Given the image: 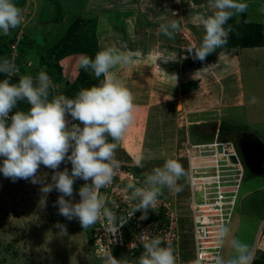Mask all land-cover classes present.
<instances>
[{"label":"clouds","instance_id":"obj_1","mask_svg":"<svg viewBox=\"0 0 264 264\" xmlns=\"http://www.w3.org/2000/svg\"><path fill=\"white\" fill-rule=\"evenodd\" d=\"M248 8L249 4L243 0H207V11L197 17L204 30L202 41L187 50L193 60L204 62L210 54L223 48L232 31L231 26L225 27L228 21L247 12ZM260 11L264 12V6ZM23 19V10L14 0H0V33L10 36L12 30L22 25ZM180 30L179 19L168 20L159 26V31L170 40ZM136 55L125 46L115 44L103 46L94 58L81 54L79 66L93 74L99 83L81 89L72 98L64 94L53 95L55 84L46 71L41 70L35 76L32 71L21 75L15 57L0 59V76L4 77L0 79V158H3L0 172L13 182L25 179L40 184L42 195L38 203L42 208L47 207L49 193L59 192L54 202V206L58 205L59 215L69 221L77 219L84 230L92 228L102 216L112 234H116L138 211L142 213L140 220L147 219L149 210L156 209L164 189L170 193L180 192L178 181L188 175L178 159L169 158L162 166L145 173L141 186L128 183V199L135 203L130 204L126 216H117L116 202L101 193L119 172L121 161L116 152L135 122L137 109L133 92L113 70L133 65ZM168 61L163 57L164 63ZM12 78H18V82H12ZM21 102H27L29 108L20 109ZM257 102V97L252 96L250 103ZM146 159L151 156L141 155L136 163L144 167ZM69 162L71 171L67 167L59 170L62 163ZM41 165L54 170L51 182H47V174L38 175ZM77 179L85 183L79 188L80 201L74 202ZM55 226L61 232L65 231V225L57 222ZM231 231L227 222L217 227L215 240L218 247L223 249L228 244L233 254L225 259L218 252L214 264H253L254 249L232 237ZM138 238L143 247L138 260L117 259L109 250L101 257L103 264H177L175 249L165 245L161 237L145 230ZM190 264H204V253L198 252Z\"/></svg>","mask_w":264,"mask_h":264},{"label":"rangeland","instance_id":"obj_2","mask_svg":"<svg viewBox=\"0 0 264 264\" xmlns=\"http://www.w3.org/2000/svg\"><path fill=\"white\" fill-rule=\"evenodd\" d=\"M125 0H14V2L23 10V23L17 29L11 31L10 36H4L0 33V45L6 42L10 47L17 46V43L23 39L24 36H29L33 39L34 47L36 49V57H32L29 64L35 65L32 68V74L35 76L43 68H38V58L43 52V46L46 44H60L64 47L69 43L70 37H75L81 32L90 33L92 35L95 28V22L92 20L94 15L97 17V36L99 42L103 46L106 44H115L120 46V41H124L135 36L127 35L124 38V33L120 30H125L126 23L128 25H135L137 12L135 8H140L147 4L153 7L154 0H135V3L124 2ZM159 4V0H155ZM117 3H122L123 9H133L135 12L129 16L123 17L124 23L119 25L117 22L108 21V10L113 8ZM142 2V3H141ZM53 3V4H52ZM58 6V9L55 6ZM141 3V6H140ZM150 3V4H149ZM193 2L191 1V4ZM196 3V2H194ZM194 3L192 5H194ZM249 17L248 22L264 24V12L260 11L264 0H249ZM260 3V5L258 4ZM51 4V5H50ZM187 4L183 2V7ZM189 4V6L191 5ZM47 5H49L47 7ZM136 5V7H134ZM195 6V5H194ZM188 8V7H187ZM121 9L119 12L126 13L130 10ZM154 9V8H153ZM94 14V15H93ZM183 14H185L183 12ZM47 16L51 20H46ZM61 16L55 21V18ZM43 18V19H42ZM85 18V20H84ZM243 17H239V21ZM42 19V21H41ZM45 19V21H44ZM246 19V20H247ZM130 20V21H129ZM235 18H231L228 22H236ZM143 21V20H142ZM238 21V22H239ZM45 22V24L43 23ZM48 23V24H47ZM115 24V25H114ZM122 27L119 30L116 27ZM228 27V26H227ZM132 28V27H131ZM186 35H190L185 32ZM264 36V28L262 29ZM184 33L181 36L184 37ZM194 39V38H193ZM230 39V38H229ZM224 46L225 48L217 49L229 52L235 51L237 48L232 47L233 40L231 39ZM195 41V39H194ZM127 45L130 47L141 48L146 44L142 40H128ZM264 44V40H263ZM40 45V46H39ZM20 46V42L18 47ZM264 46V45H263ZM261 46V47H263ZM187 47V46H186ZM227 48H230L229 50ZM236 48V49H233ZM241 48V62L243 69L242 92L244 93L245 106L232 112L228 118V112L225 111L226 119H231L228 123L233 126L241 128V131H234L231 134L230 140L239 143H247L244 140L245 135H254L257 140L255 143L261 141L264 144V49L263 48ZM233 50V51H232ZM81 52L72 54L61 60L64 76L80 89L84 86L79 85V78L81 74H90L92 79L97 80L93 74L86 72L79 66V58ZM212 54H210L211 56ZM140 61H138V64ZM170 65V66H169ZM142 65H132L128 69L123 66L122 75L128 77V71L132 68V73L140 74L142 69H138ZM182 66L179 61L168 64V68L178 69ZM162 69V66L159 65ZM122 68V67H121ZM30 70V68H29ZM115 70V69H114ZM159 72L162 70H158ZM162 74V72H160ZM83 76V75H82ZM125 77V78H126ZM93 86V85H92ZM91 87V86H90ZM65 87L55 84V94H63ZM229 95L232 89L227 92ZM207 95L208 93H204ZM252 96L257 97L258 102L250 103ZM203 97L199 95V99ZM141 99V100H140ZM139 109L147 106L149 102L146 98L138 99ZM223 103V102H222ZM179 104V103H178ZM224 105L226 103H223ZM209 106V105H208ZM213 106V103L211 104ZM164 112L162 114H154L150 116L147 121L144 133L141 129L129 131L130 135L124 147L119 146L116 156L121 161V166L136 165L137 159L141 155L151 156V159H146L144 167H139L141 170L138 173L140 184L144 179V174L151 172L154 167L162 166L164 161L169 158L178 159L184 166L186 172L192 171L190 168V158L198 155L202 151L190 148L192 144L203 142L204 138L213 134V127L220 122L219 118L211 117L213 114L220 115L224 107H213L208 113V117L198 116L196 113H189L187 115L184 108L181 109L180 104L174 107V103L163 105ZM180 109V110H177ZM218 115V116H219ZM195 117V118H194ZM189 118V119H188ZM194 118V119H193ZM234 118V119H233ZM70 119V117H69ZM208 120V125L195 127L199 120ZM223 119V121H227ZM200 124V123H199ZM139 128V127H138ZM231 128V127H230ZM216 135V133H215ZM138 137V142L133 141ZM141 137V138H140ZM248 140V139H247ZM206 142V141H205ZM236 145V144H235ZM260 147L261 146L259 145ZM244 147V146H241ZM202 149V147H201ZM237 149V148H236ZM130 153H129V151ZM204 150V149H203ZM239 151V150H238ZM197 152V154H195ZM70 154V153H69ZM134 157V159L132 157ZM240 154V153H239ZM128 156V159L127 157ZM3 158H0V165H2ZM242 165L244 167L243 161ZM65 167L71 171V163H62L59 170L62 171ZM54 170L41 165L38 175L47 174V182H51V175ZM134 173V171H132ZM249 176L244 167V184L241 190V196L235 206V213L228 224L231 228V236L238 238L241 241L248 243L255 251V258L259 254H264V173H256L253 169H249ZM141 178V179H140ZM142 180V181H141ZM85 183L82 179H77L74 184V202L80 201L79 188ZM190 175L188 173L186 178L178 181L181 191L178 193H170L164 189V194L161 196L170 208L173 210L176 217L178 227V251L177 260L180 264H190L194 257V224L191 221V203L194 201L189 187ZM41 185L33 184L30 180L18 179L15 182L11 178H5L0 172V264H103V261L97 256H94V246L90 243L91 228L84 230L77 219L69 221L65 217L59 215L58 205L54 206L60 193L53 190L48 194L47 207L39 206L41 198ZM101 193L104 192L101 190ZM105 195V194H104ZM161 199V198H159ZM201 196H197L199 201ZM181 217V218H180ZM59 222L65 225V231L61 232L55 225ZM183 222V224H182ZM186 222V223H185ZM122 253L121 250H118ZM222 254L225 259L230 258L233 254L231 247L226 244L222 249ZM116 256V254H115ZM122 259L135 260L130 253L119 254Z\"/></svg>","mask_w":264,"mask_h":264},{"label":"crops","instance_id":"obj_3","mask_svg":"<svg viewBox=\"0 0 264 264\" xmlns=\"http://www.w3.org/2000/svg\"><path fill=\"white\" fill-rule=\"evenodd\" d=\"M159 1L160 3L156 4V1L154 0L153 7H151V4L149 3L150 5L145 4L140 8H135L138 10L135 25L132 26L131 23L129 25L126 23V32L123 29L121 31L125 34L124 38L127 35H132L138 29L136 23L143 20L141 22L142 26L139 34L135 33V36L132 38L129 36V39L125 40L126 42L128 40H142L145 42V47H134L131 49L134 53H137L133 65H142L138 67L139 70L146 65L143 68L142 73H132V68H130L127 75L128 77H126L125 75H122L123 67H117L113 71L133 92L135 96V104L139 102L138 99L141 97H144L149 101L147 102V106L143 107L142 110H140L136 104V119L133 125L127 130L124 140L121 143L122 147H124L123 145H125L129 138V131H140L141 129L140 132L144 133L150 116L153 115V113L162 114L164 112L163 105L167 106L168 104L174 103V107H178L180 104L181 109L184 108L187 115L189 113H196L203 118L210 116L208 111H210L211 108L224 107L223 112H220V115L218 114L219 116L213 113V116H211L221 120L218 124L217 121H215L216 124L212 126L214 138L216 136H219L220 138L222 135L221 125L223 123L229 124L228 121H231V119H226L227 117L224 115V112L227 111L229 113L227 115L229 118V116L232 115V112L243 108L246 104L244 93L242 92L243 69L241 54L239 51L241 47H236L237 53L233 50V52L225 50L214 52L211 56L209 55L204 62L193 60L192 54L187 52L190 46H198L202 41L204 30L202 26H200L197 17L207 11V0H179V2H177V0ZM184 1L187 2L185 6L188 8L183 7ZM191 1L193 3L196 2L194 3L195 6L192 5L193 3L191 4ZM245 1L246 0H243V2ZM260 1L261 0H259V2ZM124 2L135 3V0H125ZM189 4L191 5L189 6ZM258 4L260 5V3ZM134 7H136V5H134ZM121 9H123L122 3L119 4L116 2V5L108 10V21H115L119 25H122L121 23H124L125 20L123 17L129 16V14L132 13L135 14V12L132 11L133 9L124 8L123 10L131 11L126 13L119 12ZM183 12L185 14H183ZM174 13H176V15H174ZM246 13L249 17L248 10ZM242 16L243 14L234 16V21L237 23L239 17ZM262 16H264V13ZM172 19H179L181 21V30L175 34L174 39L170 40L159 31V26L161 23ZM228 23V26H231L233 22ZM119 28L122 27L120 26L115 29L119 30ZM185 32L190 35H186ZM182 33L185 34L184 37L181 36ZM126 42L120 41L121 44L119 45L131 48ZM260 48L264 49V46ZM227 49L229 50L230 48ZM163 57H167L169 61L164 63ZM138 61H140L139 64ZM174 61H179L180 64L182 63V66L178 69H172V67L168 68V64ZM159 65L162 66V69ZM128 67L130 66H125L126 69H128ZM158 70H162L160 71L162 74ZM195 73L196 78L194 79L193 76ZM230 89H232L231 95L227 93ZM206 92L208 93L207 95L204 94ZM199 95L203 96L200 97L202 99L198 98ZM222 102L226 104L224 105ZM212 103L213 106H211ZM223 119H226L227 121H223ZM208 120L209 119L195 120V123H197L195 127L208 125ZM139 140L140 139L136 137L133 141L138 142ZM130 155V157L134 159L132 154Z\"/></svg>","mask_w":264,"mask_h":264},{"label":"built area","instance_id":"obj_4","mask_svg":"<svg viewBox=\"0 0 264 264\" xmlns=\"http://www.w3.org/2000/svg\"><path fill=\"white\" fill-rule=\"evenodd\" d=\"M19 42L16 47H10L11 58L15 57V60L18 58ZM20 74L23 73L20 71ZM219 146H222V152L219 151ZM193 148L202 151L190 158L189 164L192 171L188 172L190 193L194 198L191 203V221L194 224V257L196 258L198 252H203L204 264H214L216 254L222 253V249L218 247L215 240L216 229L221 223L229 224L234 216L235 206L243 186L244 167L234 145L219 140L218 136L208 143L192 144L190 150L192 151ZM128 183L142 185L137 174L121 166L112 184L101 189L106 199L116 202L118 207L114 211L117 216H126L130 204L135 203L128 199L130 194L127 189ZM197 196H201L199 201L196 200ZM159 198L161 199H158L156 209L149 210L147 219L140 220L142 213L138 211L122 228H119L116 234L111 233L107 220L102 216L92 227L95 255L101 259L105 251L111 250L113 256L116 254L117 259H121L119 254L123 253H130L134 256L135 252L143 251L138 235L145 230L161 237L165 245H171L175 249L177 255V234L179 232L177 221L179 218L176 217L167 201L162 197ZM177 264H180L178 260Z\"/></svg>","mask_w":264,"mask_h":264},{"label":"trees","instance_id":"obj_5","mask_svg":"<svg viewBox=\"0 0 264 264\" xmlns=\"http://www.w3.org/2000/svg\"><path fill=\"white\" fill-rule=\"evenodd\" d=\"M246 3L248 2V0L245 1ZM53 4V3H52ZM51 5V4H50ZM49 5H47L48 7ZM56 6V3H55ZM56 8L58 9V6H56ZM94 15V14H93ZM49 16H47L46 20L48 19V22H50L51 20L48 18ZM97 17L96 15H94V18H92V20L95 22V28H94V32H92V35L89 36L91 34L90 33H84L81 32L76 34L75 37H70L69 43L63 48H61L62 46L59 44H46L43 47V52L40 53V56L38 58V63L37 66H39L38 68H43L44 71H46L50 77L53 80V83L56 85H60L65 87V92L63 93L64 95L72 98L76 95L77 92H79L81 90V88L79 89L75 83L70 82L63 73V68L61 63V60H63L65 57L71 56L72 54H76V53H83V54H88L90 56H92L94 58L96 52H98L99 50H101V48L103 47V45L101 44V42H99L98 36H97ZM243 21L245 19L244 22H242V20L240 22H237L236 24H234V26H231L232 31L230 32V39H234L233 40V44L231 45L232 47H241V48H250V47H261L263 46V40H264V36L262 33V29L264 28V24H260V23H253V22H248L247 19V13H243ZM60 19H62V17H59ZM58 16L55 18V21L58 19ZM233 18V17H232ZM43 19V18H42ZM41 19V21H42ZM85 20V18H84ZM45 21V19H44ZM86 21V20H85ZM142 21H138L136 23L138 29L136 30V33L139 34V32L141 31V26H142ZM45 24V22H43ZM48 24V23H47ZM229 23L226 25L228 26ZM118 28V27H116ZM120 29V28H119ZM122 31V30H120ZM124 33V32H123ZM4 44L0 45V59H3L5 57L11 59V49L10 46L7 45L6 42H3ZM108 45V44H106ZM40 46V45H39ZM126 50L132 51V48L134 47H125ZM36 49L34 47V42L33 39L29 36H24L23 39L20 41V46H19V50H18V58L16 60L17 65L20 69V71L22 73H29L32 71V68L35 67V65H32L31 67L28 66V62L30 61V59L32 57H36ZM30 68V70H29ZM83 75V76H82ZM3 76H0V79H3ZM102 79V78H101ZM12 82H18V78H12ZM99 81L95 80L94 78L92 79V77L90 76V74H81L80 78H79V85L81 84V86H84V88H90V86L92 85H96L98 84ZM51 98V97H50ZM19 108L22 110H27L29 108V105L27 104V102H21L19 104ZM231 127V128H230ZM240 132L241 128H238L237 126H233L232 124H225L223 123L221 125V133L222 135L220 136L219 140L223 141V142H230L233 145L236 146V148L239 150L242 149V145L243 142L239 143L237 141H232L229 138L231 137V133L234 131ZM255 136H251V135H245L244 136V140L246 141L247 139L250 140L251 138L254 139ZM250 138V139H249ZM204 140L203 142L201 141L200 144L203 143H208L210 141H213L214 135H209V136H205L204 138H199ZM255 139L257 140V138L255 137ZM206 141V142H205ZM195 144H199V143H195ZM257 144L264 146V144L261 141H258ZM128 159V156H126ZM123 167H125L126 169H131L132 171H134V173L138 174L141 172V170L139 169V167L134 166L133 164L131 166H125L124 164H122ZM90 243L93 244V239H92V228H91V237L89 239ZM142 252H135L134 256L137 258H139V256L141 255ZM94 256L95 253H94ZM253 264H264V254L261 253L259 254V256L257 258L254 259Z\"/></svg>","mask_w":264,"mask_h":264},{"label":"flooded vegetation","instance_id":"obj_6","mask_svg":"<svg viewBox=\"0 0 264 264\" xmlns=\"http://www.w3.org/2000/svg\"><path fill=\"white\" fill-rule=\"evenodd\" d=\"M240 150V159L243 161L247 178L249 169H253L256 173H264V148L255 143V140H246Z\"/></svg>","mask_w":264,"mask_h":264},{"label":"water","instance_id":"obj_7","mask_svg":"<svg viewBox=\"0 0 264 264\" xmlns=\"http://www.w3.org/2000/svg\"><path fill=\"white\" fill-rule=\"evenodd\" d=\"M229 38H230V35H229L228 39H229ZM218 149H219L220 152H222V146H219Z\"/></svg>","mask_w":264,"mask_h":264},{"label":"bare ground","instance_id":"obj_8","mask_svg":"<svg viewBox=\"0 0 264 264\" xmlns=\"http://www.w3.org/2000/svg\"><path fill=\"white\" fill-rule=\"evenodd\" d=\"M181 218V217H180Z\"/></svg>","mask_w":264,"mask_h":264}]
</instances>
